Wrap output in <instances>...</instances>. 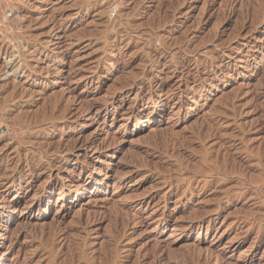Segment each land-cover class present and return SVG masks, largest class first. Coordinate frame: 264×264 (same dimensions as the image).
<instances>
[{
    "label": "rangeland",
    "instance_id": "1",
    "mask_svg": "<svg viewBox=\"0 0 264 264\" xmlns=\"http://www.w3.org/2000/svg\"><path fill=\"white\" fill-rule=\"evenodd\" d=\"M0 102V264H264V0H0Z\"/></svg>",
    "mask_w": 264,
    "mask_h": 264
},
{
    "label": "bare ground",
    "instance_id": "2",
    "mask_svg": "<svg viewBox=\"0 0 264 264\" xmlns=\"http://www.w3.org/2000/svg\"><path fill=\"white\" fill-rule=\"evenodd\" d=\"M3 7H5V6H3ZM261 23V22H260ZM187 48V47H186ZM194 54V53H193ZM164 68V67H163ZM174 69V68H173ZM220 71V70H219ZM227 71V70H226ZM216 73H218V72H216ZM229 74H230V72L228 73V72H226V73H224V78H223V80L221 81V82H223V81H225L228 77H229ZM208 78V77H207ZM132 80V79H131ZM207 80V79H206ZM205 80V81H206ZM134 84V83H133ZM217 85V84H216ZM216 85H214L213 86V88L212 89H214L215 90V88H216ZM1 103V102H0ZM9 103V102H8ZM10 104V103H9ZM4 105V104H3ZM0 106H2V105H0ZM8 107H9V105H8ZM4 108V107H3ZM10 108V107H9ZM2 109V108H1ZM6 109V108H5ZM0 112H2V110L0 111ZM154 112V111H153ZM225 112V111H224ZM1 114V113H0ZM153 114H155V112L153 113ZM1 115H4V114H1ZM1 117V116H0ZM5 117V116H4ZM44 117V116H43ZM8 118V117H7ZM151 119H152V116H151ZM3 120V119H2ZM0 123H1V121H0ZM3 123V122H2ZM21 141V140H20ZM74 142H76V141H74ZM68 150V149H67ZM71 150V149H70ZM73 150V149H72ZM68 152V151H67ZM70 152V151H69ZM68 152V153H69ZM209 153V152H208ZM65 155V154H64ZM65 157V156H64ZM205 157H206V155H205ZM211 157V156H210ZM264 157V156H263ZM207 158V157H206ZM206 160V159H205ZM211 160V159H210ZM211 161H213V160H211ZM207 163L208 162H206V165H207ZM208 165H210L209 163H208ZM212 168V167H211ZM264 169V168H263ZM64 170V169H63ZM62 170V171H63ZM58 172V171H57ZM64 172V171H63ZM208 172H206V174H207ZM212 173V172H211ZM211 173H209V174H211ZM218 174V173H217ZM224 174V173H223ZM208 175V174H207ZM222 175V174H221ZM226 175V174H225ZM119 177V176H118ZM121 178V177H120ZM43 185V184H42ZM45 185V184H44ZM40 202V201H39ZM18 234V233H17Z\"/></svg>",
    "mask_w": 264,
    "mask_h": 264
}]
</instances>
